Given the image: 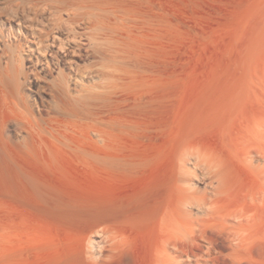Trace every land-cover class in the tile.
Masks as SVG:
<instances>
[{"label":"rangeland","instance_id":"1","mask_svg":"<svg viewBox=\"0 0 264 264\" xmlns=\"http://www.w3.org/2000/svg\"><path fill=\"white\" fill-rule=\"evenodd\" d=\"M78 1L0 0V264H264V0Z\"/></svg>","mask_w":264,"mask_h":264},{"label":"bare ground","instance_id":"2","mask_svg":"<svg viewBox=\"0 0 264 264\" xmlns=\"http://www.w3.org/2000/svg\"><path fill=\"white\" fill-rule=\"evenodd\" d=\"M23 1H25V0H23ZM48 1V0H47ZM62 1V0H61ZM79 1H81V0H79ZM78 1V2H79ZM72 2V1H71ZM77 2V1H76ZM32 3V2H31ZM40 3V2H39ZM36 4H38V3H36ZM44 4V3H43ZM42 4V5H43ZM65 4V3H64ZM66 4H68V3H66ZM71 4V3H70ZM58 5V4H57ZM56 5V6H57ZM36 6V5H35ZM52 6V5H51ZM50 6V7H51ZM65 6V5H64ZM70 6V5H69ZM73 6H75V5H73ZM80 6H81V4H80ZM42 7H44V5L42 6ZM71 7V6H70ZM82 7V6H81ZM37 8V7H36ZM45 8V7H44ZM58 8H60V7H58ZM68 8V7H67ZM71 9V8H70ZM76 9V8H75ZM37 10V9H36ZM39 10V9H38ZM49 10V9H48ZM58 10V9H57ZM67 11V10H66ZM74 11V10H73ZM44 13V12H43ZM63 13V12H62ZM68 13V12H67ZM70 13V12H69ZM75 13V12H74ZM54 14V13H53ZM55 14H57V13H55ZM58 14H60V11H59V13ZM35 15H37V14H35ZM51 15V14H50ZM78 15V14H77ZM71 16V15H70ZM69 16V17H70ZM76 16V15H75ZM51 17H53V16H51ZM57 17V16H56ZM59 17H62V15L61 16H59ZM79 17V16H78ZM58 18V17H57ZM70 18H72V16L70 17ZM74 18V17H73ZM34 19V18H33ZM69 19V18H68ZM79 19V18H78ZM58 20V19H57ZM70 20V19H69ZM68 20V21H69ZM73 21H74V19H72ZM58 21H60V23L58 22ZM55 24H54V27H56L55 28V30H57V33L59 34L60 33V30H62L63 28H62V25H61V20L59 19ZM78 21V20H77ZM54 23V22H53ZM68 25V24H67ZM74 25V24H73ZM84 25V24H83ZM64 26V25H63ZM71 26V25H70ZM85 26V25H84ZM73 27V26H72ZM62 28V29H61ZM68 28V27H67ZM76 27H73V29H75ZM82 28V27H81ZM64 29H65V27H64ZM69 29V28H68ZM68 29H66V30H68ZM44 30V29H43ZM51 30V29H50ZM54 30V31H55ZM70 30V29H69ZM77 30V29H76ZM48 33H51L50 31L49 32H47V34ZM80 33V32H79ZM86 33V32H85ZM90 33V32H89ZM46 34V35H47ZM52 34V33H51ZM61 34V33H60ZM82 33H80L79 35L80 36H83L84 37V40L86 41V44L84 43V44H81L80 43V40H79V42H78V40H77V37L80 39V36L78 35V33H77V31H73L72 32V35L74 36V37H68L67 35V37L66 38H55V37H50V39H51V42H50V44L48 43V44H43L42 45V47H40V49H42V51L45 53L46 52V55L44 54V56H39L38 57V59H41V60H43V61H45V64L46 65H49L50 66V64H51V62L52 61H54V63H52L53 65H56L57 67L58 66H60L65 60H66V58H68V56L70 55V54H77V53H80L82 50H85L86 51V49H87V51H89L88 49H90V48H92V47H94V46H92L91 47V44H90V39L91 38H89L88 36V34L86 33V34H82ZM63 35V34H62ZM70 35V34H69ZM86 35V36H85ZM48 36H49V34H48ZM83 37H81V38H83ZM90 37H92L91 35H90ZM41 38V37H40ZM48 38V37H47ZM46 38V39H47ZM69 38H72V39H74V40H72V39H70L69 40ZM93 38V37H92ZM42 39V38H41ZM75 39H76V41H75ZM94 39V38H93ZM48 40V39H47ZM42 43V42H41ZM83 45H85V46H83ZM86 47V48H85ZM61 49V50H63V52L61 53V52H59V51H55V49ZM85 48V49H84ZM39 49V48H38ZM92 49H94V48H92ZM38 51V50H37ZM41 55V54H40ZM81 55V54H80ZM71 56H73V55H71ZM77 56V55H76ZM79 57V56H78ZM37 59V58H36ZM38 61V60H37ZM36 61V62H37ZM23 62V61H22ZM43 63V62H42ZM17 67H14V68H16V70H15V75H14V77H12V78H10V77H4V78H0V95H2V94H4L6 91H10L14 96H16V97H18L19 99H20V101H23V98L21 97V90L24 88V85H25V83L28 81V75H27V72L24 70V68H22V66H21V64H18V65H16ZM48 67V66H47ZM50 68V67H49ZM56 68V67H55ZM48 69V68H47ZM10 70V69H9ZM61 70V69H60ZM13 71V70H12ZM62 71V70H61ZM60 71V72H61ZM8 72V71H7ZM59 74V73H58ZM62 74V73H61ZM6 75H8V74H6ZM13 75V74H12ZM64 75V74H63ZM11 76V75H10ZM37 76V75H36ZM59 76V75H58ZM65 76V75H64ZM2 77V76H1ZM14 78V79H13ZM62 79V78H61ZM67 79V78H66ZM65 79V80H66ZM61 81V80H60ZM40 82V81H39ZM44 83V82H43ZM63 83V82H62ZM66 90V89H65ZM58 91V90H57ZM60 91V90H59ZM66 93V92H65ZM68 93V92H67ZM24 105V104H23ZM18 122H20V124H22V126H24V122H23V119L20 117L19 118V120H18Z\"/></svg>","mask_w":264,"mask_h":264}]
</instances>
